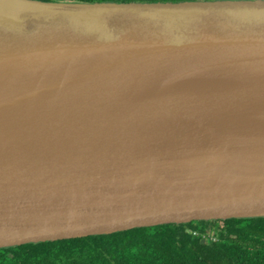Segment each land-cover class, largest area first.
<instances>
[{"label": "water", "instance_id": "95a60500", "mask_svg": "<svg viewBox=\"0 0 264 264\" xmlns=\"http://www.w3.org/2000/svg\"><path fill=\"white\" fill-rule=\"evenodd\" d=\"M264 217V0H0V248Z\"/></svg>", "mask_w": 264, "mask_h": 264}, {"label": "trees", "instance_id": "16d2710c", "mask_svg": "<svg viewBox=\"0 0 264 264\" xmlns=\"http://www.w3.org/2000/svg\"><path fill=\"white\" fill-rule=\"evenodd\" d=\"M207 226L215 227V241L189 232ZM0 264H264V217L171 223L26 243L0 248Z\"/></svg>", "mask_w": 264, "mask_h": 264}, {"label": "built area", "instance_id": "2783aa9c", "mask_svg": "<svg viewBox=\"0 0 264 264\" xmlns=\"http://www.w3.org/2000/svg\"><path fill=\"white\" fill-rule=\"evenodd\" d=\"M189 232L195 235L200 234L202 239H207L211 242L217 239L214 226H207L203 231L194 228L192 230H189Z\"/></svg>", "mask_w": 264, "mask_h": 264}]
</instances>
